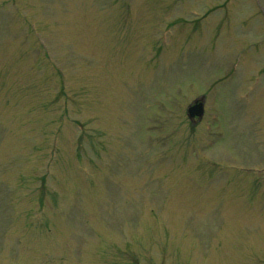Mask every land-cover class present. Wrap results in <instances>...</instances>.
<instances>
[{
	"label": "rangeland",
	"instance_id": "rangeland-1",
	"mask_svg": "<svg viewBox=\"0 0 264 264\" xmlns=\"http://www.w3.org/2000/svg\"><path fill=\"white\" fill-rule=\"evenodd\" d=\"M261 171L255 0H0V264H264Z\"/></svg>",
	"mask_w": 264,
	"mask_h": 264
},
{
	"label": "water",
	"instance_id": "water-1",
	"mask_svg": "<svg viewBox=\"0 0 264 264\" xmlns=\"http://www.w3.org/2000/svg\"><path fill=\"white\" fill-rule=\"evenodd\" d=\"M261 9L264 12V0H257ZM202 110V104L201 103H197L193 106L188 107L187 111H188V115L189 117H193L194 115H198L200 114V111Z\"/></svg>",
	"mask_w": 264,
	"mask_h": 264
}]
</instances>
